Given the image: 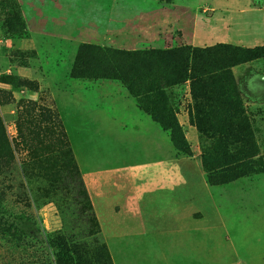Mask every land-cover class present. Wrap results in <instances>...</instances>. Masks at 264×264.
I'll use <instances>...</instances> for the list:
<instances>
[{"label":"rangeland","instance_id":"rangeland-1","mask_svg":"<svg viewBox=\"0 0 264 264\" xmlns=\"http://www.w3.org/2000/svg\"><path fill=\"white\" fill-rule=\"evenodd\" d=\"M211 6L210 0H0V118L14 153L0 163V264H70L57 260L50 241L60 234L86 242L89 251L102 242L112 264H264V55L224 67L243 57H233L238 45L220 41L227 37V13ZM14 13L24 20L19 34L6 23ZM144 15L153 16L151 32H132ZM39 34L55 40L38 43L32 35ZM83 44L129 51L232 46L215 72L227 71V80L215 84L214 109L204 111L217 126H195L182 88L177 137L190 154L178 150L166 123L154 118L156 136L96 129L92 111L129 92L118 80L71 76ZM33 103L63 127L100 226L98 241L72 214L69 190L60 194L53 181L40 183L36 170L31 176L21 171L30 147L57 148L56 125L29 123L38 118ZM46 125L54 132L43 131ZM247 134L255 148L243 167L220 163L206 170L201 155L221 157L219 136ZM232 143L230 151L249 147Z\"/></svg>","mask_w":264,"mask_h":264},{"label":"trees","instance_id":"trees-1","mask_svg":"<svg viewBox=\"0 0 264 264\" xmlns=\"http://www.w3.org/2000/svg\"><path fill=\"white\" fill-rule=\"evenodd\" d=\"M13 15V20L8 19L6 23L11 32L19 34L25 29L24 20L18 13ZM14 21L18 23L19 29L13 24ZM231 47L216 44L203 48L180 46L167 50L129 51L83 44L77 50L71 76L73 78L113 79L122 82L129 94L136 98L142 110L156 121L166 123L170 130L172 144L183 153L190 154L189 146L178 140L177 137L180 127L175 117V111L181 97V90L182 88L188 90L192 100L189 117L195 126L200 131H204L207 127L215 128L217 126L216 118L205 117L204 111L214 109L216 100L213 97H215V92L219 91L215 84L224 81V79L227 80L224 77L228 74L227 71H222L221 75L215 72L223 69L220 60L225 56V50ZM231 51H234L233 57L236 58L241 54L243 58L234 60L224 67L231 68L242 62L263 56L264 44L254 48L237 46L233 47ZM228 72L230 75L232 74L230 69ZM31 109L36 112L38 118L35 119L36 122L30 121L29 123L40 126L42 122L49 121L58 127L59 130L55 131L57 137L55 147L57 148L48 150L44 147H30L28 160L21 166V171L31 176L36 170V175L40 177V183L53 181L56 183L55 189L60 194L64 190H69L75 205V211L72 214L84 224L86 235L98 241L97 235L100 232V226L60 121L48 108L34 104ZM18 126L20 128V124ZM48 128V132H54L47 125L44 126L43 131ZM217 139L221 144H219L220 150L216 152H220L221 157L211 158L205 154L201 155L204 167L208 172L211 170L210 164L221 163V165L230 166L234 162L233 164H238V167H243L245 160L254 154L255 145L250 142L252 136L249 134L219 136ZM232 142H244L249 147L248 149L240 147L236 151H230ZM238 155L239 159L233 161ZM3 158L11 162L14 159V153L0 118V163L3 162ZM221 158L222 161H220ZM209 180L211 181L210 178ZM71 237L67 234H60L54 239H50L57 248L56 258L61 263L98 264L100 262V264H112L102 242H97L89 251L86 242L81 243ZM86 251H89L88 253L93 256L92 261L85 257Z\"/></svg>","mask_w":264,"mask_h":264},{"label":"crops","instance_id":"crops-1","mask_svg":"<svg viewBox=\"0 0 264 264\" xmlns=\"http://www.w3.org/2000/svg\"><path fill=\"white\" fill-rule=\"evenodd\" d=\"M210 1L212 11L219 12L222 15L227 13L228 20L223 21L228 24L227 37L222 38L220 41L246 47L264 44V0ZM41 15L38 14L41 20L40 23L46 22V18L41 17ZM152 17L144 15L135 19L132 32L136 34L138 32L150 33L152 27L149 20ZM52 22L54 23V20ZM127 37L132 39V41L136 39V37L133 38V35ZM32 38L33 40L37 39L38 43L54 39V37L50 38L40 34L37 37L32 35ZM254 60H250V62ZM246 63H249V61ZM113 106L117 107L116 115L113 114ZM92 121V125L96 129L102 130L107 134L120 136H156L160 130L151 116L138 107L136 98L130 94L106 98L98 108L92 111Z\"/></svg>","mask_w":264,"mask_h":264}]
</instances>
